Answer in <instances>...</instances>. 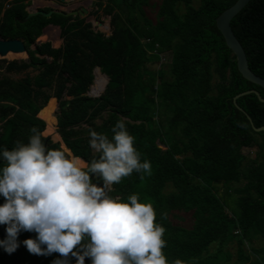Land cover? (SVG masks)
Segmentation results:
<instances>
[{
  "label": "trees",
  "instance_id": "obj_1",
  "mask_svg": "<svg viewBox=\"0 0 264 264\" xmlns=\"http://www.w3.org/2000/svg\"><path fill=\"white\" fill-rule=\"evenodd\" d=\"M236 1L93 0L90 15L99 19L102 11L111 19L107 35L79 15L37 14L23 22L32 0H0V38L23 40L29 57L5 60L6 71H38L0 78V148L27 143L33 127L46 133L41 117L53 99L61 142L44 136L46 145L63 144L85 162L99 155L89 147V129L111 138L124 118L152 173L134 172L110 195L136 193L153 205L166 229L169 264H264V131L256 130L264 126V101L254 93L234 101L249 90L264 98V89L242 76L216 24ZM48 25L59 27L62 45L46 41L32 49ZM231 27L250 69L264 78V0H250ZM161 56L167 67L144 68ZM96 67L109 81L93 97ZM254 147L259 152L249 158L244 150ZM34 237L22 232L18 239ZM58 255L30 254L21 244L11 255L0 248V264H51Z\"/></svg>",
  "mask_w": 264,
  "mask_h": 264
},
{
  "label": "clouds",
  "instance_id": "obj_2",
  "mask_svg": "<svg viewBox=\"0 0 264 264\" xmlns=\"http://www.w3.org/2000/svg\"><path fill=\"white\" fill-rule=\"evenodd\" d=\"M30 132L27 143L0 148V226H5L0 248L5 253L22 244L37 256L59 254L51 264H71L70 257L75 264H85L86 257L91 264H169L166 229L153 205L136 193L126 199L110 195L114 184L134 172L141 178L152 173L124 118L112 126L111 138L89 129V147L99 155L88 162L63 144L48 147L37 128ZM22 232L35 237L21 241Z\"/></svg>",
  "mask_w": 264,
  "mask_h": 264
},
{
  "label": "water",
  "instance_id": "obj_3",
  "mask_svg": "<svg viewBox=\"0 0 264 264\" xmlns=\"http://www.w3.org/2000/svg\"><path fill=\"white\" fill-rule=\"evenodd\" d=\"M65 1V0H64ZM67 1V0H66ZM69 1V0H68ZM250 0H237L230 8L226 9L224 12L220 14V16L216 19V24L218 29L221 31L225 42L227 46L233 51V53L236 55L237 59V67L242 76L259 86H261L264 89V78L256 75L252 72V70L249 67L247 55L245 53V50L239 40L237 39L236 35L234 34L232 27H231V21L232 19L249 3ZM50 2L54 3L56 6L61 7V3L50 0ZM53 13H60L65 16H80V17H87V21L89 20L90 16H87L89 13L88 9L85 7H80L78 9H55L51 8L48 12L42 11L41 9L37 8H28V14L27 16L22 20L27 21L30 17L35 16L37 14H42L44 16L50 17ZM95 23H97L98 26H102L103 23L99 20H95ZM49 27H52L51 25H48L43 29V32ZM58 27V26H56ZM59 28V27H58ZM60 34V29H59ZM107 35H111V32ZM39 42V41H38ZM9 53H26V46L23 40L21 39H2L0 38V57L5 58ZM97 67L94 69V73L96 71ZM109 80H107L108 83ZM106 83V85H107ZM105 85V87H106ZM104 87V89H105ZM104 91V90H103ZM247 93H254L256 94L261 101H264V98L260 95V93L256 90H249L245 91L243 93L238 94L234 101L236 102V99ZM100 96V95H99ZM57 104L59 105L58 101ZM257 131H264V126L256 128ZM85 263L91 264L90 258H85Z\"/></svg>",
  "mask_w": 264,
  "mask_h": 264
},
{
  "label": "rangeland",
  "instance_id": "obj_4",
  "mask_svg": "<svg viewBox=\"0 0 264 264\" xmlns=\"http://www.w3.org/2000/svg\"><path fill=\"white\" fill-rule=\"evenodd\" d=\"M36 1L38 0H32L31 5L28 8H37L36 7ZM86 3V4H85ZM199 0H193V5H198ZM43 7V4H41ZM44 5H50L51 7L55 8V9H75L77 7H85L88 9L89 13L87 15H90V13L95 10L93 7V0H67L64 4H62L61 7L56 6L55 4H51V3H44ZM95 20H99L103 23V26H105L106 29H102V26H98L97 23H95ZM110 17L106 16L102 13V11L99 13V19H97L95 16H91L89 17L88 22H91L94 29L97 31H102L106 34L111 32V25H110ZM48 32H51L50 30L53 31V36H48V32H45L46 35L51 39V40H46L47 42H51L53 47L57 48L59 46L62 45V40L59 36V32L57 28H53L51 29L48 28L46 29ZM45 30V31H46ZM44 33V34H45ZM43 34V35H44ZM43 36L41 37V40L36 41V43L34 45L31 46L32 49H34L36 47V44H40L42 43L41 41H43ZM28 55L27 53L24 54H8L5 58H1L0 57V78L3 76H8L10 78H13L15 80H19V79H23L25 76L30 75V76H35L38 71L35 69H28L26 72H22V73H15V72H7L5 67V60L6 61H10V60H18V61H22V60H28ZM168 60L165 56H161L160 59H158V61H150V62H146L143 64L145 69H151V70H157L159 71L160 68L162 66L167 67V63ZM104 75V74H103ZM95 76V73H94ZM106 76V75H104ZM95 79V78H94ZM106 79H108V77L106 76ZM108 84V83H107ZM94 86V82L93 85L90 88L89 91V95L94 96V93L92 91V88ZM104 90V89H103ZM103 93V91L101 92V94ZM99 94V95H101ZM98 95V96H99ZM59 114V106L57 104V101L55 99L51 100V102L45 107V109L43 110V114H42V119L46 121V123L50 126V128L46 131V133H44V136H49L51 137L54 141H60L61 142V136L58 133V128H57V124L54 126V122L56 121L57 115ZM53 132V133H51ZM56 138V139H55ZM245 154L248 155L249 158L255 157V155L259 152L257 147L251 148V149H245ZM231 212V210H230ZM235 258V257H234ZM235 260V259H234ZM233 260V261H234Z\"/></svg>",
  "mask_w": 264,
  "mask_h": 264
},
{
  "label": "bare ground",
  "instance_id": "obj_5",
  "mask_svg": "<svg viewBox=\"0 0 264 264\" xmlns=\"http://www.w3.org/2000/svg\"><path fill=\"white\" fill-rule=\"evenodd\" d=\"M44 4L45 2H43V1H37L36 2V4ZM86 4V3H85ZM50 28V27H49ZM53 28H57L58 29V27H55V26H53V27H51V29H53ZM48 29V28H47ZM102 29H106L105 28V26H103L102 25ZM47 31V30H46ZM45 31V32H46ZM44 32V33H45ZM58 32H59V29H58ZM48 36H49V34H48ZM47 35H46V37H47V39L48 40H51L49 37H48ZM45 37V38H46ZM9 54H19V53H9ZM20 54H24V53H20ZM106 83H107V79H106V76H104L102 73H101V71H100V69L99 68H97L96 69V71H95V79H94V86H93V88H92V91H93V93H94V96H98L99 94H101V92L103 91V89H104V87H105V85H106Z\"/></svg>",
  "mask_w": 264,
  "mask_h": 264
},
{
  "label": "crops",
  "instance_id": "obj_6",
  "mask_svg": "<svg viewBox=\"0 0 264 264\" xmlns=\"http://www.w3.org/2000/svg\"><path fill=\"white\" fill-rule=\"evenodd\" d=\"M39 1V0H38ZM40 1H43V2H46V3H51V4H54V3H52V2H50V0H40ZM37 2V1H36ZM65 2H66V0H65ZM43 4V3H42ZM61 6H62V4H61ZM36 7H37V9H43V8H53V7H51L50 5H44L43 4V7H42V5H41V3L40 4H37L36 5ZM77 8H79V7H77ZM76 8V9H77ZM27 11H28V8H27ZM53 27V26H52ZM56 27V26H55ZM59 29V28H58ZM49 31V30H48ZM48 31H46V32H48ZM44 32L42 33V35L39 37V39L38 40H41V37L43 36V38H45L46 37V33L44 34ZM47 38V37H46ZM37 40V41H38ZM41 42H46V40H43V41H41Z\"/></svg>",
  "mask_w": 264,
  "mask_h": 264
}]
</instances>
